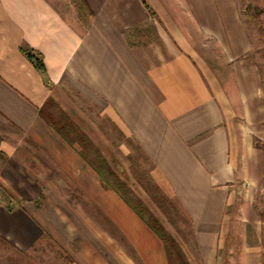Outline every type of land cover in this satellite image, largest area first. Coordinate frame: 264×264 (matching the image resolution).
I'll use <instances>...</instances> for the list:
<instances>
[{"label":"crops","instance_id":"1","mask_svg":"<svg viewBox=\"0 0 264 264\" xmlns=\"http://www.w3.org/2000/svg\"><path fill=\"white\" fill-rule=\"evenodd\" d=\"M85 1L90 15L82 31L48 0H0V125L50 157L67 156L39 110L54 105L62 87L79 91L151 159L153 177L189 218L209 263L233 183L256 181L264 160L256 147L264 94L238 1ZM26 48L41 54L44 72ZM21 146L0 143V182L23 198L12 207L0 203V238L28 251L45 235H64L58 218L25 205L35 188L25 180L28 151ZM89 167L77 180L81 188L122 203L118 217L97 206L116 226L129 221L143 234L148 228L149 259L165 264L162 241L113 189H98Z\"/></svg>","mask_w":264,"mask_h":264},{"label":"rangeland","instance_id":"2","mask_svg":"<svg viewBox=\"0 0 264 264\" xmlns=\"http://www.w3.org/2000/svg\"><path fill=\"white\" fill-rule=\"evenodd\" d=\"M48 1L67 22L84 31L89 16L84 19L73 13L77 11L70 0ZM237 1L252 44L250 56L257 64L264 94V0ZM56 94L54 105L45 109L42 118L59 142L67 145L70 152L67 156L55 152V156L50 157L40 146L21 141V133H13L1 125L0 143H20L21 148L28 151L27 160L22 164L27 175L25 180L35 188L27 198L35 200H26L25 205L34 206L45 219L58 218V228L64 237H57V240L45 235L28 251L14 249L0 238V264H152L148 254L153 246L148 236L150 230L146 227V234L137 233L129 221L118 222L116 226L97 203L108 209L110 217H118L116 208L122 203L104 198L100 193L98 202L86 191V185L81 188L77 181L79 175L90 168L87 159L97 163L100 157L126 184L132 198L141 201L146 212L158 218L175 240L177 245L170 248L169 256L163 248L165 264H261L264 255V160L256 181L233 183L215 258L208 263L195 243L189 218L174 199L162 192L153 177V162L137 142L124 135L102 113L101 107L91 106L79 91L62 87ZM68 129L73 131L66 133ZM256 147L259 153H264V130ZM76 155L79 162L74 165ZM4 159L0 154V166ZM93 181L100 186L98 189L103 188L101 192L106 190L97 173ZM116 197L120 200L118 195ZM0 203L12 207L23 203V198L0 182Z\"/></svg>","mask_w":264,"mask_h":264},{"label":"trees","instance_id":"3","mask_svg":"<svg viewBox=\"0 0 264 264\" xmlns=\"http://www.w3.org/2000/svg\"><path fill=\"white\" fill-rule=\"evenodd\" d=\"M70 1L73 3V6L79 16L86 19L90 15V11L88 9L85 0H70ZM23 52L27 55V57L32 61L33 65L39 71L44 72L45 69L40 53L34 52L30 48L23 49ZM47 103H51V101H48ZM39 112L43 115L44 109L39 110ZM57 131H59V129H57ZM72 131H73L72 129H68L65 132L69 133ZM83 158L87 159L85 154L83 155ZM87 161L88 164L93 168V170H95V172L99 175L103 184L106 187L113 189L117 193V195L145 222V224L162 241L164 250L166 254L169 256L170 248L176 247L177 244L175 240L170 236V234L166 231V229L163 227V225L160 223L159 219L156 218L154 215H152L150 212H146V209L144 208L141 201H138L137 199L134 200V198H132L126 187V184L118 176H116V174H114V172L111 170L107 162H105V159L100 157L97 163L88 159ZM165 199L166 201H170L168 197H165ZM12 248L14 247L12 246ZM178 256H180L179 253ZM261 259H262L261 264H264V255L261 257ZM169 263L172 264L171 262Z\"/></svg>","mask_w":264,"mask_h":264}]
</instances>
